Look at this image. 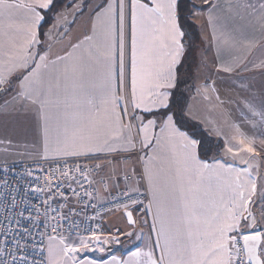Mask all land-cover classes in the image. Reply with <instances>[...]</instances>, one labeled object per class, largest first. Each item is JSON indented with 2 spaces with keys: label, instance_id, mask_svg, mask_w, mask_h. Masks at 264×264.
Masks as SVG:
<instances>
[{
  "label": "crops",
  "instance_id": "obj_1",
  "mask_svg": "<svg viewBox=\"0 0 264 264\" xmlns=\"http://www.w3.org/2000/svg\"><path fill=\"white\" fill-rule=\"evenodd\" d=\"M53 2L0 0V77L9 84L0 164L115 156L116 169L129 170L137 140L150 204L136 227L114 216L112 234L96 241L49 239V264H233L237 233L263 236L264 261L259 153L248 151L251 165L234 158L240 139L228 131L230 66L243 71L258 54L264 0H192L202 52L185 115L233 156L211 163L165 113L186 52L179 0H77L43 38Z\"/></svg>",
  "mask_w": 264,
  "mask_h": 264
},
{
  "label": "built area",
  "instance_id": "obj_2",
  "mask_svg": "<svg viewBox=\"0 0 264 264\" xmlns=\"http://www.w3.org/2000/svg\"><path fill=\"white\" fill-rule=\"evenodd\" d=\"M8 90L0 77V97ZM134 154L129 170L116 169L115 156L0 164V264H49V239L96 241L128 210L137 223L150 204L137 140ZM246 237L235 235L233 264H248Z\"/></svg>",
  "mask_w": 264,
  "mask_h": 264
},
{
  "label": "rangeland",
  "instance_id": "obj_3",
  "mask_svg": "<svg viewBox=\"0 0 264 264\" xmlns=\"http://www.w3.org/2000/svg\"><path fill=\"white\" fill-rule=\"evenodd\" d=\"M76 1L77 0H70L67 6L75 4ZM90 2H92V0H90ZM97 3L98 0H95V3L92 2L95 6ZM255 41V39H250V41L246 39V42H252L251 47L254 46L253 42ZM245 44L249 46V44ZM263 47L264 39L258 54L263 51L261 50L264 49ZM201 52L202 51L199 52L196 49L195 55ZM258 54L255 52L251 55V59L248 61L249 66L246 64L243 67V71H239L238 68L240 69V67H237L235 64L230 66L228 100L230 103V112L232 111V115L235 113L233 118L231 116L235 125H231V127H233L230 130L228 129V131L230 134L233 132L232 135H237V137H239L238 139H240V141H232V145L241 151L240 155L234 156V158L245 162V164L251 165L253 156L248 154V151L259 153L257 160L261 164V176L264 178V57L258 56ZM199 57L202 58L201 55H199ZM193 64L196 65V60ZM193 77L194 72L191 77H189L190 84L186 88L188 101L190 99L189 97L194 93ZM236 116L238 118H236ZM229 149H231V147H229ZM223 158L232 159L233 156H231L228 151H225ZM116 218L115 221H119L116 223L127 228L130 227L126 223L123 215L118 214Z\"/></svg>",
  "mask_w": 264,
  "mask_h": 264
},
{
  "label": "trees",
  "instance_id": "obj_4",
  "mask_svg": "<svg viewBox=\"0 0 264 264\" xmlns=\"http://www.w3.org/2000/svg\"><path fill=\"white\" fill-rule=\"evenodd\" d=\"M69 1L54 0L51 9L44 13V23L40 31L41 37L46 36L55 21V17L67 6ZM193 6L192 0H179L178 13L182 31L186 38L184 39L186 52L178 69V84L173 93L171 105L165 113L173 114L178 127L197 139L199 156L206 162L211 163L224 156L225 145L221 140L209 136L200 124L189 120L185 115L188 102L186 88L190 84L189 77L194 72L195 51L200 41L198 29L190 21Z\"/></svg>",
  "mask_w": 264,
  "mask_h": 264
},
{
  "label": "water",
  "instance_id": "obj_5",
  "mask_svg": "<svg viewBox=\"0 0 264 264\" xmlns=\"http://www.w3.org/2000/svg\"><path fill=\"white\" fill-rule=\"evenodd\" d=\"M124 217L127 224L131 227H136V219L132 211L128 210L124 212ZM263 242V236H247L245 239L246 254L248 264H264L263 259L260 256V248Z\"/></svg>",
  "mask_w": 264,
  "mask_h": 264
}]
</instances>
